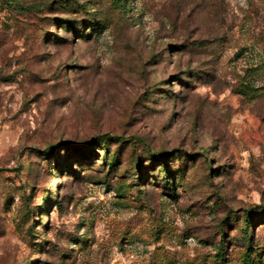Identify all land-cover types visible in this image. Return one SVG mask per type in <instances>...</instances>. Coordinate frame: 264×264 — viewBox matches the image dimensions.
<instances>
[{"label": "rangeland", "instance_id": "rangeland-1", "mask_svg": "<svg viewBox=\"0 0 264 264\" xmlns=\"http://www.w3.org/2000/svg\"><path fill=\"white\" fill-rule=\"evenodd\" d=\"M0 264H264V0H0Z\"/></svg>", "mask_w": 264, "mask_h": 264}, {"label": "trees", "instance_id": "trees-1", "mask_svg": "<svg viewBox=\"0 0 264 264\" xmlns=\"http://www.w3.org/2000/svg\"><path fill=\"white\" fill-rule=\"evenodd\" d=\"M104 143V142H103ZM165 173H168L167 171H165Z\"/></svg>", "mask_w": 264, "mask_h": 264}]
</instances>
